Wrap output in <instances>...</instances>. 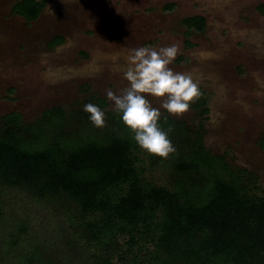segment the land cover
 <instances>
[{
  "label": "trees",
  "instance_id": "trees-1",
  "mask_svg": "<svg viewBox=\"0 0 264 264\" xmlns=\"http://www.w3.org/2000/svg\"><path fill=\"white\" fill-rule=\"evenodd\" d=\"M44 5L18 0L11 12L30 24ZM181 23L186 37L206 26L201 16ZM201 92L194 129L162 117L176 147L167 159L144 152L99 97L90 103L105 110L104 128L76 107L32 122L0 116V264H264L258 178L205 147ZM144 163L169 186L145 180Z\"/></svg>",
  "mask_w": 264,
  "mask_h": 264
},
{
  "label": "rangeland",
  "instance_id": "rangeland-1",
  "mask_svg": "<svg viewBox=\"0 0 264 264\" xmlns=\"http://www.w3.org/2000/svg\"><path fill=\"white\" fill-rule=\"evenodd\" d=\"M16 1L0 0V115L16 111L32 122L53 107L83 109L94 97L113 110L106 92L128 86V52L176 44L170 67L192 73L207 100L205 147L254 173L264 195V0H38L45 5L30 24L11 13ZM193 16L206 26L186 37L181 21ZM161 112L192 129L198 122L191 108L180 117ZM146 163L145 180L169 186V174Z\"/></svg>",
  "mask_w": 264,
  "mask_h": 264
},
{
  "label": "clouds",
  "instance_id": "clouds-1",
  "mask_svg": "<svg viewBox=\"0 0 264 264\" xmlns=\"http://www.w3.org/2000/svg\"><path fill=\"white\" fill-rule=\"evenodd\" d=\"M179 51L176 44L159 49L152 46L132 49L126 55L127 67L123 69L128 86L119 94L111 89L106 92L113 111L120 115L135 143L150 155L163 159L174 154L176 147L170 139L172 128L165 130L161 125V108L180 117L202 95L200 82L192 73L177 72L170 67ZM200 56L206 59L211 53L202 52ZM149 96L161 100L159 108L152 105ZM83 111L95 127H106V112L98 105L88 103Z\"/></svg>",
  "mask_w": 264,
  "mask_h": 264
},
{
  "label": "flooded vegetation",
  "instance_id": "flooded-vegetation-1",
  "mask_svg": "<svg viewBox=\"0 0 264 264\" xmlns=\"http://www.w3.org/2000/svg\"><path fill=\"white\" fill-rule=\"evenodd\" d=\"M12 13V12H11ZM14 15V14H13ZM15 16H17V15H15ZM19 17V16H18ZM36 21V20H35ZM25 22V21H24ZM34 22V21H33ZM26 23V22H25ZM32 23V22H31ZM206 24V23H205ZM105 101V100H104ZM106 102V101H105ZM12 112H16V111H12ZM11 113V112H10ZM6 114H8V113H6ZM5 115V114H4ZM0 116H2V115H0ZM222 157V156H221ZM249 171V170H248Z\"/></svg>",
  "mask_w": 264,
  "mask_h": 264
}]
</instances>
